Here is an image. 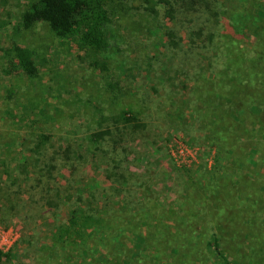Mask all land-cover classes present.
<instances>
[{
    "label": "rangeland",
    "instance_id": "obj_1",
    "mask_svg": "<svg viewBox=\"0 0 264 264\" xmlns=\"http://www.w3.org/2000/svg\"><path fill=\"white\" fill-rule=\"evenodd\" d=\"M34 1L0 0V248L11 251L4 264H167L162 244L158 257L146 254L149 249L139 240L124 248V257H117L112 247L89 255L85 248L62 247L53 236L71 208L91 210L92 197L101 199L102 187L127 189L123 195L110 193L116 207L128 196L130 204L142 201L149 207L152 201L147 200L154 199L155 208L161 209L180 201L186 190L191 205L199 201L201 189L194 188L202 177L199 171H213L219 157L202 142L205 131L194 121L180 83L185 73L206 77L208 60L195 48L173 54L165 33L176 28L180 38L187 27L200 33L197 40L205 45L210 27L221 40L245 17V23L254 21L257 35L264 26V0H202L200 15L208 21L198 23L202 29L189 21L176 27L166 17V5L153 0H105L112 15L111 46L105 53L80 48L76 40L58 37L44 23L25 28L22 13ZM176 3L181 6L183 0ZM178 11V18L186 20L183 10ZM15 45L35 50V79L3 72ZM94 58L105 59L109 72L95 69L90 63ZM116 80L125 91L119 103L108 89V82ZM122 110L135 113L143 126L134 131L132 125L117 122ZM100 129L110 133L98 143L90 141L89 134ZM41 133L50 134V141L39 150ZM224 172L223 184L231 177L240 183L241 172ZM258 179L261 185L248 181L243 187L251 200H234L224 187L223 256L209 248L201 256L170 249L168 262L264 264V175ZM211 219L197 214L187 218L206 221L208 237L215 229ZM164 223L174 225L177 219L164 217Z\"/></svg>",
    "mask_w": 264,
    "mask_h": 264
},
{
    "label": "trees",
    "instance_id": "obj_2",
    "mask_svg": "<svg viewBox=\"0 0 264 264\" xmlns=\"http://www.w3.org/2000/svg\"><path fill=\"white\" fill-rule=\"evenodd\" d=\"M176 1L153 0V4L166 5V17L176 27L181 22L189 21L195 28L202 29L198 23L205 25L208 22L200 15L199 4H202V0H183L181 6ZM148 8L156 12L154 6ZM179 8L183 10L184 16L187 15L184 21L178 18ZM111 17L105 0H36L22 13L21 22L25 28L44 23L58 37L76 40L80 48L93 53H105L111 46L108 35ZM241 19V23H234L221 40L213 31L216 28L210 27L208 44L205 45L197 40L200 33H192L193 30L189 31L187 27L186 36L181 35V39L177 36L176 28H170L165 33L173 54H188L194 48L200 49L198 53L208 60L207 72L211 74L192 77L185 73V80L180 83L182 95L184 93L189 101L188 109L194 113V121H198L200 129L205 131L200 137L203 138L202 142L215 150L219 157L213 171H199L202 177L194 183V188L198 186L195 192L201 189L199 201L191 205L190 200H187L189 191L186 190L179 196L180 201L161 209L155 208L154 199L147 200L152 201L149 207L142 201L130 204L128 196L123 197L124 200L116 207L111 203L110 193L116 191V194L123 195L127 189L116 186L114 190L111 187L106 190L102 187V195L106 194L107 197L101 195L100 199V195L96 198L92 194L91 210L80 205L70 209L66 221L60 223L54 233L56 243L64 248H85L89 255L112 247L117 257H124L121 253L124 248L130 242L133 247L137 240L147 245L149 251L146 254L158 257L157 246L162 244L166 247L162 256L167 264H172L167 260L171 256L170 249L180 253L194 252L196 256H201L204 248H209L223 256L220 217L226 208V194L234 197V200H251V193L245 192L243 187L248 181L249 184L261 185L262 180L258 178L264 175L261 171L264 166V26L255 35L254 21L245 23V17ZM214 52L218 54L213 55ZM8 56L9 62L2 68L5 74L24 75L30 79L39 76L37 54L32 47L15 45L8 51ZM90 63L101 73L110 70L105 59L94 58ZM168 66L174 67L173 63ZM188 70L185 69L186 72ZM123 86L121 80L108 82L109 92L117 103L125 93ZM137 117L131 110H122L116 120L132 125L137 131L143 126ZM107 133H110L108 129L93 131L89 134L90 141L98 143ZM37 139L40 150L42 145L50 141V134L41 133ZM225 170L228 176L236 171L241 172L240 183L237 184L231 177L223 184L220 176ZM252 174L257 183H252ZM224 187L226 194L223 193ZM100 201L103 204L98 206ZM193 214L212 216L215 229L209 237L206 236V221L187 220ZM164 217L169 220L176 218L177 223L168 225L164 223ZM143 221L147 222L145 226ZM10 255L11 251L0 248V264H4Z\"/></svg>",
    "mask_w": 264,
    "mask_h": 264
}]
</instances>
